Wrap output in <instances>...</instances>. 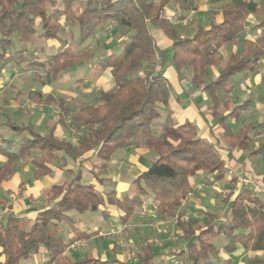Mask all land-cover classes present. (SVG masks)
<instances>
[{
	"label": "trees",
	"instance_id": "obj_1",
	"mask_svg": "<svg viewBox=\"0 0 264 264\" xmlns=\"http://www.w3.org/2000/svg\"><path fill=\"white\" fill-rule=\"evenodd\" d=\"M76 2L0 0V74L8 64L25 63L40 69L45 83L50 84L89 59L91 51L80 47L98 30L110 24L120 28L119 51L106 54L95 63L99 70L110 73L113 86L107 92L99 91L94 102L82 105L71 115L64 100L29 93L32 102L57 110L55 124L73 131L74 143L57 137L55 127L42 135L30 124L18 125L11 120L0 123V158L4 160L0 164V186L15 173L20 162L31 167L34 179L51 174L54 165L68 177L48 189L45 205L32 215L14 216L7 209L6 216L0 218V264H19L40 249L47 254L42 264H154L157 255L151 249L128 261L87 256L71 260L65 255L70 245L93 236L75 229L69 213L81 215L103 206L94 184L83 183L81 169L94 160L91 172L96 169L105 173L116 151L137 144L155 150L156 160L133 181L132 195L125 193L118 197L114 191L105 195V203L121 213L122 222L144 206L148 194L159 217H172L194 191L192 178L203 175L208 178L207 185L223 180L227 170L222 157L212 143L199 138L194 124L185 121L175 126L168 112L162 122L154 123L160 117L159 105L168 109L170 97V86L162 71L157 70L161 67L157 61L162 62L163 56L170 54L169 61L177 74L188 70L190 83L203 87L207 110L223 126V139L228 147L246 150L255 139L254 134L246 132L252 125L233 133L227 124L229 118L237 120L246 112L250 101L229 109L233 87H227V83L240 73L254 75L264 61V7L252 4V0L230 1L221 8L220 23L211 24L208 29L197 27L191 35L183 36L179 32L180 23L192 10V0H83L79 10L74 9ZM168 7L178 11L175 21L165 17ZM250 14L262 19L247 31ZM67 24L76 29V38L74 31H66ZM151 29L159 30L171 42L168 50H158ZM63 36L65 41L61 40ZM13 37L21 43L38 37L45 43L60 45L75 39V48L60 46L44 61L25 56L21 51L9 57L6 52ZM226 45H236V51L229 55L218 75L205 84L209 70L223 61L219 50ZM158 127L159 133L155 130ZM4 131L10 134L5 135ZM68 160L77 166L76 171L64 170ZM230 182L234 185L223 196L227 208L221 217L206 212L202 222L183 221L180 214L176 216L177 239L183 241L184 247L174 255L182 264H235L220 253L232 255L238 250L262 253L243 264H264V200L251 188L237 187L235 178ZM261 183L264 186V171ZM60 224L72 228L73 237L66 242L60 235ZM211 236L225 239L220 251L208 242Z\"/></svg>",
	"mask_w": 264,
	"mask_h": 264
},
{
	"label": "crops",
	"instance_id": "obj_2",
	"mask_svg": "<svg viewBox=\"0 0 264 264\" xmlns=\"http://www.w3.org/2000/svg\"><path fill=\"white\" fill-rule=\"evenodd\" d=\"M230 1H233V0H192L193 8H195V10H197L198 13H201L200 16H202L206 21H205V23H202L199 25L197 22H194L195 20L193 19V23L189 24V26L187 28H181V29L179 28L180 34H182V32L187 31L188 29H191V28H194V30L197 27L208 29L211 26V24L220 23L221 19H222L221 8L224 4H226ZM255 4H258V3H255ZM216 5L218 8V16L212 20L209 16V12H211L213 9H211V7H209V6H216ZM250 10H252V5L250 6ZM189 13H192V10ZM178 14H179L178 11H176L174 7H168L165 11V17L170 21H172V19H173V21H175ZM255 23L256 22H255L254 17H252V14H250L247 18L246 30L248 31L250 28H252L255 25ZM107 27H105L102 30L101 29L98 30L97 33L95 34V36L90 37L85 42V44L80 47V49L88 48L91 51L92 45H89L92 43V42H90L91 39L94 37H97L100 32H103V30L105 31V29H109ZM114 27H116V25H114ZM119 30H120V28H118V33L120 32ZM114 32H117V30L116 29L113 30L112 33H114ZM151 34L153 35V37L156 41V45H157V48L159 51H166L170 48L171 42L168 41L159 30L151 29ZM76 36H77V32L74 35V37L76 38ZM37 38H35L33 41H30V43L34 42ZM126 38L127 37H125L123 39H126ZM119 39H120V37H119ZM61 40L65 41L66 38H64V36H63V38L61 37ZM74 40L75 39H68L66 41V44H64V45H60L58 42H47V43H45L43 41H41V43L37 42L34 45H32L31 47H29V45H21L20 44V46L18 47L19 50L17 52L21 51L22 54L25 56H28V57L35 56V57H38L39 61H44L48 55L54 54L60 46L75 48ZM26 43H28V42H26ZM228 47L229 46H223L219 50V55L221 54L220 57L222 58L223 62H226L229 55L236 51V45H232L230 47L231 48L230 52L228 54H225V51H227ZM9 49L11 50V47ZM47 49H50L49 51H51V52L46 53ZM114 50H115V52H114ZM118 51H119V41L117 40L116 45H114L110 48L108 47L105 50H102V52H100L97 56L90 55L89 59L84 63L90 62L91 66H89V67H92L93 65L95 66L97 59L100 58L101 55L116 53ZM12 52H13V50H12ZM7 56H9V55H7ZM12 56L13 55H11L9 57H12ZM164 58H163L162 62H161V60L157 61L158 64L161 66L159 69L157 68V70H161L163 76L168 81V84L170 86V97L168 99V105H167L168 109H163V107L161 105H159L160 106L159 107L160 117L164 118L168 112V113H170L171 118H172L175 126H180L185 121H189L190 123L194 124L195 127L197 128V133H198L199 138H202V139L213 144L216 151L222 157V159L225 163L226 170H227L223 180L214 183L213 186H212V184L211 185L206 184V181H208V178H206L203 175L199 174L198 177L192 178L190 180L192 187L194 188L193 193L191 192L192 196L190 195L189 197H186L181 202V207L179 208V210L182 209V207L185 206L187 202H189V203H191V201H195V203L198 202V200H200V196H202V190L204 188L212 187L213 190L218 192L217 193L218 197L221 195V197L223 199V196L226 193H228L234 185L233 183L230 182V180L232 178H235L237 180V178H239V177H247V178H249V180L251 182L250 186L242 187V188L253 189L254 192L260 198H262L264 200V186L261 183V174L264 170L262 172H256L255 167H257V166L254 167V161H252V157H253V159L256 157H260V160L262 162L264 161V129L261 132L262 134L259 135V137H261V139L259 140V143H257L258 145L256 147H254L253 150L249 151L248 153H246V151H248V149L251 148L253 144H250L249 148H247L246 150L230 149L228 147L226 141L223 139V134H224L223 126L219 125L218 120H216V118L213 117L210 114V112L207 110L208 101H207V96H206L205 92L203 91V87L202 86H200V87L193 86L190 83V73L186 72L185 70L182 73L177 74L175 72L174 68L172 67V64L168 63V62H170L169 61L170 54L165 55ZM167 60H168V62H167ZM163 63L165 64V65H163L165 67V69L162 67ZM167 64H169V65H167ZM12 66H16V67H20V68L25 67V68H28L29 70H32V72L34 69L33 67L27 66L25 63H21L20 65H14L12 63L8 64L5 66V68L3 69V71L0 74V82L4 78L5 74L7 73L6 71L8 70V68H10ZM214 68L215 67H212L209 70L207 76L204 78L205 84H207L210 79H213L218 75L219 71L216 72L214 70ZM35 70L36 71L33 72V76L31 77V81L34 83H35V81H36V83L40 82L41 83L40 86L42 88L36 89V90H34V88L30 89L26 95V102L29 103L30 107L34 108L35 111H37V113H39V115L41 114V112L43 110H51L52 111L55 118L50 122L49 127H48V132L52 128L55 127V134L57 135V137H59L58 136V129L61 126L55 124L56 120H57V110L51 106L40 105V104L32 102L29 99V93L35 92V93H40L42 95H50L54 99L64 98L66 100L65 102L67 103L69 110L71 112H76L79 110V109H77V106H79L78 105L79 103H80V106H82L84 104L89 103L90 101L88 99V96H86L85 97L86 99H84V97H79V95H78V98H80V100H78L77 97H76L77 98L76 99V98H73V96H69V95H55L53 93L52 87L55 86V83L59 80V78L61 76L58 78V80L49 84V83H45L46 79H45V76L43 75L42 71L40 69H37V68ZM260 71H264V61L261 65V67L257 70V72L254 75H247V74L243 73L244 74L243 79L240 80V82H238L239 84H234V86H232L233 89L231 92V101L229 102V105L231 104V102L233 103L234 106H237L244 101H247V100L250 101L248 110L246 112L242 113L241 116L237 120L231 119V118L228 119L227 127L233 133H236L237 131H239V129L242 126H247L250 123L256 124V125H253V126H256L255 129L253 128V126L246 129V132H250V134H254L255 132H257V129L259 128V126H261L260 125L261 123L264 126V88L263 87L261 88L259 86L261 83V80H262V82L264 80V74H262V72H260ZM103 72H104V74L100 75L99 78H97L94 81L93 85L97 88V90H102V91L107 92L112 88L113 82H112V78H111L110 73L108 71H102V73ZM210 72L214 75L213 77L210 76L211 75ZM75 81H76V83H80L82 80L80 78H78ZM44 84L50 85L51 89L49 87H46ZM81 84H79L78 86H80ZM10 86H13V85H10ZM34 87H36V86H34ZM17 98H18V95H16L13 98V100H17ZM72 98L76 100L75 104H73L76 109L75 108L72 109V103H73L71 101ZM64 99H62V100H64ZM76 102H78V104ZM3 108L4 107L0 106V113L4 110ZM229 109H230V107H229ZM21 110H23V109H21ZM6 120H11V121L17 123L18 125L30 124L33 126L34 130L37 133L42 134V135H45L48 133V132L47 133H40L36 130L37 120H35V124L33 123L34 121H32L31 119H29L23 123H19V122H17L18 120L16 121V120L8 118V117H6ZM6 120H4V121H6ZM4 121H0V123H2ZM263 126H261V127H263ZM62 128H64V127H62ZM64 129L71 132L67 128H64ZM260 141H261V143H260ZM67 142H70V141H67ZM148 154H149L148 149L144 150L142 148L137 147L136 145L131 146L127 149H124L120 155L118 162H117V166H116V162L114 161L115 163L113 162V164L111 166L112 168L109 171L107 170V172H106V173H110L111 171L112 172L114 171L113 172L114 179L112 182L113 187L111 186L112 188L107 193L114 191V192H116L118 197L125 194V193L132 195L134 193V190H135V186L133 184V181L137 177H139V175L149 167V166H147V167L145 166L147 164V155ZM122 162H123L125 167L119 169L120 163H122ZM86 166H89V168H90L92 165L90 166V163H87L84 167H86ZM51 168H52V173L49 175L52 176V178H50V179L47 176L44 177L43 179H34L32 177V169H31V179L33 181L31 183V185L25 186L24 189L32 188L30 186L37 187V189L30 190L29 192L26 189L27 192H25V194L28 193V195H30V194L32 195V196L30 195L29 197L33 198V200H32L33 204L30 200L28 202L26 200V201H23L22 206L19 205V207H16V208L13 207V209L8 206V208H10L11 214H13L14 216H20L23 218H26L27 216L32 215L38 209L42 208V206L45 205V195H46V192L48 191V189L52 185L62 184L63 182L66 181V179L68 178L66 173H64L62 170H59L56 165L52 166ZM76 169H77V166L74 165L70 160H68V162H66L64 170L76 171ZM123 170H124V172H127V171L129 172V175H130L129 180H126L125 177L123 178L122 175L120 174ZM88 172L92 173L91 170H89ZM21 176L22 175H20L19 173L18 174L14 173L7 181H4L1 183L0 190L7 191V192L14 191V189L17 188V186L20 182ZM99 179H101V178H99ZM102 181L103 180L101 179L100 182H102ZM90 183L94 184V182H90ZM131 185L134 186V189H131V191H129V188L131 187ZM235 185L237 187H241L237 182L235 183ZM117 192H119V194ZM107 193L103 194V196L100 195L102 202H103V206L100 207L95 212L87 213L86 217H85L86 219L81 220L82 224H80V226H79V224L76 225L75 217H71L74 220V228L75 229L79 230L80 232L86 233V234H93V236H91V238H88V239L77 241L74 244L70 245L69 248L67 249L69 252H70V250L71 251L73 250V247H75V246L78 247L80 244L79 242L90 244L91 242H93V240L102 241L101 240L102 237H104L105 235H108L112 232L117 233L118 236H120L122 234H126V233H129V234L131 233L132 236L135 237V235H133V231H134V229H136V232H137L138 224L136 222L140 221L139 218L136 217L137 216L136 215L137 212H135L136 210L134 211V213L131 217V226H130L131 228L126 227L128 225L121 227L120 222H119V221H121L120 220L121 213L114 214L113 217H115V218H109L108 219V216H109L108 213H111V215L113 214L110 209L115 210L116 208L113 206H109L105 203V195ZM208 196H210V194ZM42 201H43V203L41 205ZM225 206L226 207L221 212V215L224 213V211L227 208V205H225ZM185 207H187V206H185ZM149 208L151 209V211H150L151 213L149 215H151L152 217L157 219L158 215H157L155 203L153 202L152 197L148 198L144 202V206L140 209H137V210L140 211L141 216H144L145 212H147L149 210ZM196 208L198 210L195 212L198 213V216H199V217L198 216L197 217L200 221L203 222L205 219L204 213L211 212L212 206L210 209H206L205 205H202V206L197 205ZM14 211H15V213H12ZM212 211H213V209H212ZM6 212H7V210H6ZM211 213H213V212H211ZM81 215H80V217H81ZM221 215H219V217H221ZM82 216H85V215H82ZM145 216H146V214H145ZM160 218H163V217H160ZM198 219H196V220H198ZM86 221H88V224L86 223ZM112 223H116L117 227H115L112 232H107L108 228H105V227L108 224H112ZM67 227L70 229L69 238H71V237H73L72 228H70L69 226H67ZM126 229H128V230L130 229V230L128 232H126L127 231ZM177 232H179V231H177ZM137 236H138V233H137ZM218 237H221V236H218ZM218 237L211 236L210 241H209V238L207 240H208V242H212V244L217 249H219V251H220V249L225 244V242L221 243V245L219 247H217V245L214 242L217 241ZM137 239H140V238H137ZM177 240L179 242H181L180 244H182L180 246V248L184 247L183 241L179 240V239H177ZM224 241H225V239H224ZM156 244L151 246L153 248H150V247L144 248V250H146L148 248L151 249V251L157 255L155 260H154V264H159V263L160 264H182V261L180 260V258H177V256L174 255L175 251L171 252L169 250L168 251L165 250L164 252L163 251L159 252V250L157 251L158 248H156L157 247ZM91 245L92 246L88 249L89 254L86 252L87 250L86 251L84 250L83 252L80 251L78 253V254L81 253L80 257L87 256V257L95 258V259L99 258L101 260H114V259H116L118 261H127L125 259H120L118 257H116V258L113 257V259H110L108 257H101L100 255L98 256L97 251L95 249L97 247L94 244H91ZM177 250L178 249H176V251ZM40 251H43L44 253H46L44 249H40L39 252ZM241 252H242L241 250H238L237 252H235L232 255H226L222 252L220 254L223 258H231L235 262L236 254L241 253ZM242 253H245V252H242ZM245 254H246V257L250 258L257 253H251L250 252V253H245ZM257 255L260 256V255H262V253H258ZM80 257L78 256L75 259H78ZM155 261H156V263H155ZM235 264H237V263L235 262ZM238 264H243V263L242 262L240 263L238 261Z\"/></svg>",
	"mask_w": 264,
	"mask_h": 264
},
{
	"label": "rangeland",
	"instance_id": "obj_3",
	"mask_svg": "<svg viewBox=\"0 0 264 264\" xmlns=\"http://www.w3.org/2000/svg\"><path fill=\"white\" fill-rule=\"evenodd\" d=\"M82 1L83 0H77V2L74 5V9L79 10L80 6L82 5ZM258 3L261 6L264 7V0H252V4ZM61 4H58V7H60ZM211 7V9H213L211 12H209V16L210 18L213 20L215 17L218 16V8L217 5L216 6H209ZM219 7V6H218ZM201 13H198L197 10H195V8H192V13L187 14L186 18H185V22H182V24L180 23V29L181 28H187L189 26V24L193 23V19L195 20L194 22H197L199 25L202 23H205V19L200 16ZM252 17H254L255 22H259L262 17H258L256 15L252 14ZM173 21V19H172ZM247 26V25H246ZM113 24H111V27L109 29H105V31L103 30V32H100L99 35L97 37H94L91 39L90 42H92L89 45L91 46V55H95L97 56L100 52H102V50L107 49L108 47H112L114 45H116L117 40L119 41V33H118V26L114 27ZM66 31H74V35L76 34V29L71 26L70 24L65 25ZM117 30V32H113V30ZM194 31V28L188 29L187 31L182 32L183 36H189L192 32ZM63 38V37H62ZM65 38V37H64ZM93 40V41H92ZM41 43V39H36L34 42L30 43V41L28 43H21L18 41L17 37H13L12 38V44H11V50L8 49V51L6 52L7 55L11 56L14 55L18 50H19V46L21 45H29V47H31L32 45H34L35 43ZM229 46L227 48V51H225V54H228L231 50V46L232 45H226ZM13 50V52H12ZM50 49L46 50V53H49L51 51H49ZM15 51V52H14ZM115 52V50H114ZM106 54L101 55L105 56ZM221 55V54H220ZM32 57V56H31ZM164 58V56H163ZM165 59V58H164ZM168 62V60H167ZM169 64L171 62H168ZM167 64V65H169ZM224 62L222 61L219 67L214 68V70L216 72H218L222 67H223ZM165 65L164 63L162 64V67L165 69V67L163 66ZM91 66V63H80L78 66L73 67L70 70L65 71L61 77L59 78V80L55 83V86L52 87L53 93L55 95H69V96H73V98H78L79 97H84V99H86L85 97L88 96L89 99V104H91L92 102H94V100L96 99L95 95H97V93L99 91L102 90H97V88L93 85L94 81L99 78L100 75H103L104 72L102 73L101 70H99L96 66ZM33 72H35L36 67H33ZM186 72L189 73L188 70H185ZM7 73L5 74L4 78L1 80L0 82V106L4 107L3 111L0 113V121H4L6 120V117L14 119V120H18L17 122L19 123H23L29 119H31L32 121H34L33 123L35 124V120H37V125H36V130L40 133H47L48 132V127L50 122L55 118L54 114L52 113L51 110H43L41 112V114L39 115V113H37V111H35L34 108H31L29 103L26 102V95L29 92L30 89L36 90V89H41L42 87L40 86L41 83L38 82L35 83L31 81V77L33 76V72L32 70H29L28 68H20V67H16V66H12L10 68H8V70L6 71ZM183 72V71H182ZM262 72V74H264V71H260ZM211 73V72H210ZM35 74V73H34ZM211 77H213L214 75L211 73L210 75ZM244 74L240 73L237 76L232 77L228 83H227V87H232L234 86V84H239L238 82H240V80L243 79ZM251 77V76H250ZM253 77V76H252ZM80 78L82 81L80 83H76V79ZM82 83V84H81ZM79 84H81L80 86H78ZM13 85V86H10ZM46 87H50V85L48 84H44ZM54 85V84H53ZM36 86V87H34ZM261 88H264V80L259 85ZM89 92V93H88ZM105 92V91H103ZM58 93V94H57ZM76 94V95H75ZM18 95L17 100H13V98ZM95 96V97H94ZM71 99L72 103V109L75 108V106L73 104H75V99ZM76 98V99H77ZM64 99V98H62ZM78 100H80V98H78ZM64 101H66L64 99ZM78 104V102H76ZM79 106H77V109H80V103L78 104ZM234 105L231 102V104L229 105L230 108H232ZM19 109V110H18ZM23 109V110H21ZM76 109V108H75ZM47 111V112H46ZM70 111V110H69ZM77 112V111H76ZM76 112H71L70 114H75ZM163 118L159 117L154 123L155 124H159L160 122H162ZM248 125H256L255 123H250ZM261 126H263V124H260ZM259 126V128L257 129V132L254 133L255 139L254 142H251L252 147L248 149V151H246V153H248L249 151L253 150L254 147H256L259 143V140L261 139V137H259V135H261L264 126L261 127ZM251 127V126H250ZM256 127V126H255ZM157 133H159V127L155 129ZM72 132V133H71ZM67 131L64 128H62V126L58 129V136L61 139H64L66 141H70L72 143L75 142V133H73V131ZM5 135L10 134L8 131H4L3 132ZM250 134V132H248ZM258 140V141H257ZM261 143V141H260ZM139 148H142L144 150H146L147 148H145L144 146H142L141 144H137L136 145ZM149 150V154L147 155V164L145 165L146 167L149 166L152 162H154L157 158L156 152L154 149L150 148ZM123 151V150H122ZM122 151H116L112 156L111 159L108 163V171L112 168V164L115 161L116 162V166H117V162L120 158V155L122 153ZM126 152V151H125ZM4 160L0 158V164L3 162ZM252 161H254V167L256 168V172H262L264 170V161L262 162L260 160V157H256L253 159L252 157ZM251 161V162H252ZM114 162V163H115ZM96 163L94 160L90 162V166ZM124 164L123 162L120 163V167L124 168ZM92 170V167L89 168V166H86L84 168L81 169L82 171V181L84 184H88L90 182H94L95 185V192L98 195L103 196V194L107 193L112 187H113V172L111 171L110 173H99L98 170H94L92 173H89L88 171ZM16 174H20L21 179L20 182L17 186V188L14 189V191L12 192H7V191H3L0 190V218H3L6 216L7 212L6 210L8 209V206L11 207L13 209L16 207L22 206L23 201L27 202L30 200L33 204V198H30L28 195V193L25 194L26 189L25 186L31 185L32 183V179H31V167L28 166L27 163H23L20 162L15 170ZM122 175V177L126 180H129V172H124V170L120 173ZM47 177L52 178V176H48ZM46 176H41L38 177L36 179H43ZM54 177V176H53ZM99 178H101L103 181L100 182ZM247 178V177H246ZM249 179V178H248ZM252 180V179H251ZM112 186V187H111ZM213 186V185H212ZM32 188H28V192L30 190L33 189H37V187L35 186H30ZM131 189H134V186L131 185V187L129 188V191H131ZM119 194V192H117ZM193 193V192H192ZM192 193L190 194L192 196ZM218 192H216L215 190H213L212 187L209 188H204L202 190V196H200V200H198V202L195 203V201H191V203L187 202L185 206L182 207V209L179 210V212H176L175 215L171 216H164L163 218H160L159 216H157V219H155L154 217H152L151 215H149L151 212V209L149 208V210L147 212H145L144 216H141L140 211L136 210L135 212H137V216L139 218V222H136L138 224L137 227V232L136 229H134L133 231V235H135V237L132 236V234L130 233H126V234H122L120 236L117 235V233L112 232L114 230L115 227H117L116 223H112V224H108L105 228H108L107 232H112L108 235H105L104 237H102V241H95L93 240V242L89 243H81L79 242V246H75L73 247V250L70 252L67 250L65 253V255L69 258V259H75L76 257H80L81 253L78 254L80 251H86L88 254V249L92 246L91 244H94L97 248V254L98 256L100 255L101 257H108L110 259H113V257H118L120 259H125V260H133L136 257L137 253H141L143 252L145 247H151L152 245H155L156 243V248L157 251L159 250V252H164L165 250H169L171 252L176 251V249H179L180 246L182 244H180L181 242H179L177 240V235L179 234V230H177V226H176V216H178L180 214V217L183 221H190V219L192 220H196L198 219V213H196L195 211H197L198 209L196 208L197 205H205L206 209H211V212L216 213L217 216L219 217V215H221V212L223 211V209L226 207L225 204L222 203V197L221 195L218 197L217 195ZM210 194V196H208ZM190 195H188L187 197H189ZM32 196V195H31ZM40 197V196H39ZM148 198H151V196L148 194L144 197V200L146 201ZM43 201L41 202L42 205ZM213 203V204H212ZM210 204V205H209ZM115 209V208H114ZM112 215L111 213H108V219L109 218H115L113 217L114 214L120 213L119 211L112 210ZM12 213H15L12 212ZM86 214H82L85 216L80 217V215L74 213V212H70L69 216L70 217H75L76 219V225L82 224L81 220L82 219H86ZM198 216V217H197ZM121 220V219H120ZM80 221V222H79ZM120 222V226L124 227L126 225V227H130L131 226V217L129 218L128 221L126 222ZM86 223L88 224V221H86ZM118 223V222H117ZM136 224V225H137ZM60 228V235L63 239L64 242L67 241V239L70 236V229L67 227L66 224H60L59 226ZM131 228V227H130ZM128 232L129 230L126 229ZM125 231V230H124ZM138 233V236H137ZM140 238V239H137ZM211 238H209L210 241ZM219 241V242H218ZM224 239L223 237H218L217 241H215L214 243L217 245V247H219L221 245V243H224ZM212 243V242H211ZM149 249V248H148ZM155 251V250H154ZM242 251V250H241ZM243 252V251H242ZM238 253L236 254V260L235 262L238 264V261L241 263H244L245 260H247L248 257H246L245 253ZM47 260V255L46 253H44L43 251H40L38 254H36L35 256L30 257L28 260H22L19 264H42L44 262H46ZM156 263V261H155Z\"/></svg>",
	"mask_w": 264,
	"mask_h": 264
},
{
	"label": "built area",
	"instance_id": "obj_4",
	"mask_svg": "<svg viewBox=\"0 0 264 264\" xmlns=\"http://www.w3.org/2000/svg\"><path fill=\"white\" fill-rule=\"evenodd\" d=\"M182 22H185V20L182 21ZM182 22H181V23H182ZM110 27H111V24H110L107 28H110ZM237 183H238L240 186H242V187H248V186H250V184H251L250 180H249L248 178H246V177H239V178H237ZM188 195H190V193H189ZM188 195H187V196H188Z\"/></svg>",
	"mask_w": 264,
	"mask_h": 264
}]
</instances>
